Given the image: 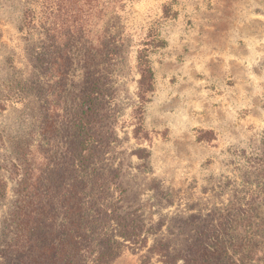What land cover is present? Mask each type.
I'll use <instances>...</instances> for the list:
<instances>
[{"label": "rangeland", "instance_id": "obj_1", "mask_svg": "<svg viewBox=\"0 0 264 264\" xmlns=\"http://www.w3.org/2000/svg\"><path fill=\"white\" fill-rule=\"evenodd\" d=\"M43 1L26 26L30 0H0V264L38 263L50 243L54 261L41 264H59L54 195L63 177L79 174L64 166L76 157L78 96L91 87L100 165L118 171L121 212L137 209L146 240L102 264H264V81L249 89L255 124H242L237 140L215 147L185 176L184 163L158 157L167 149L152 147L155 131H144L149 95L138 91L137 56L145 49L151 65L160 63L158 42L186 26L190 0H127L97 17L90 0L57 11L54 0Z\"/></svg>", "mask_w": 264, "mask_h": 264}, {"label": "crops", "instance_id": "obj_2", "mask_svg": "<svg viewBox=\"0 0 264 264\" xmlns=\"http://www.w3.org/2000/svg\"><path fill=\"white\" fill-rule=\"evenodd\" d=\"M251 4L190 0L186 26L169 32L160 63L152 62L144 127L155 131L152 147L167 149L158 157L184 163L185 176L215 147L237 140L242 124H255L249 89L264 81V4L257 11Z\"/></svg>", "mask_w": 264, "mask_h": 264}, {"label": "trees", "instance_id": "obj_3", "mask_svg": "<svg viewBox=\"0 0 264 264\" xmlns=\"http://www.w3.org/2000/svg\"><path fill=\"white\" fill-rule=\"evenodd\" d=\"M49 1V0H46ZM78 1V0H76ZM127 0H90V10L94 17L105 9L113 12L115 8H120ZM38 0H30L29 7L25 10L22 21L29 26L34 21L35 4ZM42 2H44L42 0ZM50 7L56 11L65 9L74 0H54ZM45 3V2H44ZM44 5V4H43ZM71 6V5H70ZM104 6V7H103ZM72 9V8H71ZM70 9V11H71ZM164 40L158 42L157 48L165 45ZM155 47V46H154ZM113 55L112 53H110ZM137 64L140 69V79L138 82V91L141 98H145L148 93L149 97L145 101L149 102L151 92L154 89V72L151 61L146 55V50H140L137 56ZM89 88L86 96H78L76 113L74 116L73 126L74 133V152L75 160L64 166V172H78L75 177H63L64 183L55 197L60 206L61 216V253L58 258L59 264H102L110 258L116 256L118 252L127 246L134 249L145 246L143 227L132 213L121 212L119 205L125 190L118 183L119 173L109 166H101L98 158V146L91 134L92 128V105L95 104L96 98H92ZM82 92V91H80ZM4 105L0 102V110ZM134 133L143 129L141 124H136ZM146 133H149L145 129ZM68 174V173H67ZM32 175V172H31ZM0 180V189L2 188ZM48 194L51 195L52 187L49 188ZM3 195L2 193L0 194ZM30 202L36 198V194H30ZM31 206L30 214L34 213ZM28 223L34 224L33 215H28ZM50 220L49 216L46 217ZM51 243L44 248L45 257L32 260L34 264L42 262H53L51 260ZM41 258V257H39ZM189 260L186 259V264Z\"/></svg>", "mask_w": 264, "mask_h": 264}]
</instances>
